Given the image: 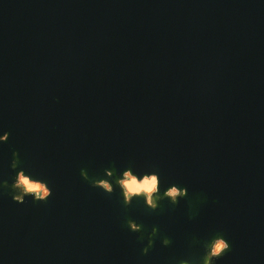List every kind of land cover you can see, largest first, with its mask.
I'll use <instances>...</instances> for the list:
<instances>
[{"label": "water", "instance_id": "water-1", "mask_svg": "<svg viewBox=\"0 0 264 264\" xmlns=\"http://www.w3.org/2000/svg\"><path fill=\"white\" fill-rule=\"evenodd\" d=\"M2 129L0 177L18 149L53 194L0 193V264H172L216 230L218 264H264V0H0ZM126 165L188 199L124 206L80 175ZM128 217L172 243L142 254Z\"/></svg>", "mask_w": 264, "mask_h": 264}, {"label": "clouds", "instance_id": "clouds-1", "mask_svg": "<svg viewBox=\"0 0 264 264\" xmlns=\"http://www.w3.org/2000/svg\"><path fill=\"white\" fill-rule=\"evenodd\" d=\"M9 136V130H0V142H6ZM19 155L18 149L12 150L10 162L12 172L10 179L0 177V193L9 191L12 200L17 203H24L26 199H31L33 202L49 200L53 194L49 177L43 171L22 164ZM80 175L89 180L92 187L107 193H113L118 186V195L124 206L131 205L134 200H142L146 208L156 210L161 206L162 201L166 200L168 204L176 206L181 200H187L189 197V185L186 183L172 180L162 186L161 174L155 166L138 170L134 165H126L117 173H114L113 168L105 167L103 174L96 177H90L86 168L81 167ZM108 177H114L115 182ZM125 223L130 232L138 233V239L144 241L141 247L142 254L147 255L157 239L164 247L172 243L171 236L162 233L157 224H153L151 230L147 231L144 224L138 222L136 218L128 217ZM193 241L202 249L198 258L194 260L185 255L174 259L172 264H218L220 258L232 248L231 241L221 230H216L205 237H194Z\"/></svg>", "mask_w": 264, "mask_h": 264}]
</instances>
